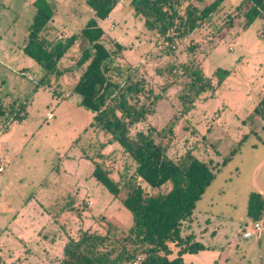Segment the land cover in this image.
<instances>
[{
	"label": "rangeland",
	"instance_id": "374dc122",
	"mask_svg": "<svg viewBox=\"0 0 264 264\" xmlns=\"http://www.w3.org/2000/svg\"><path fill=\"white\" fill-rule=\"evenodd\" d=\"M129 1L119 0L100 24L107 48L115 40L127 47L110 65L121 68L122 80H143L140 100L150 112L131 132L162 130L166 135L158 140L169 157H195L214 171L192 220L181 227L182 235L193 233L207 248L183 255V264H264V231L242 237L253 223L246 214L248 194L264 191V118L254 111L264 95V18L244 27L241 11H235L241 0H225L202 26L163 42L133 15ZM23 2L0 0V264H53L81 230L102 236L113 226L118 236L125 232L132 215L121 202L124 182L138 179L132 157L94 129L93 112L71 93L86 39L77 35L62 55L58 68L67 71L45 77L22 51L32 17ZM50 6L55 14L49 39L77 33L92 15L85 0H50ZM229 14L232 26L225 24ZM188 65L208 77L218 67L230 73L184 113L179 95L190 80ZM16 113L20 119H13ZM94 161L124 186L117 197L92 176Z\"/></svg>",
	"mask_w": 264,
	"mask_h": 264
},
{
	"label": "trees",
	"instance_id": "16d2710c",
	"mask_svg": "<svg viewBox=\"0 0 264 264\" xmlns=\"http://www.w3.org/2000/svg\"><path fill=\"white\" fill-rule=\"evenodd\" d=\"M225 0H130L133 15L143 22L148 31H154L163 42L196 30L209 20ZM119 0H85L92 15L77 33L66 37L47 38L54 10L47 0H33V13L22 51L45 71L60 75L67 69L58 68L62 55L73 46L77 35L86 39L85 47L74 67H82L71 93L81 96L80 105L93 112L91 125L117 141L135 162L133 174L138 181L125 183L127 192L121 198L123 206L132 215V224L119 236L111 231L98 235L81 230L77 238L70 237L62 247V255L53 264H183V255L206 249L194 240L193 233L181 234L184 222L192 220L196 201L214 178L212 165L195 157L171 158L158 140L166 132L131 130L147 120L149 103L140 100L144 94L143 80L121 79V68L111 66L113 56L127 47L115 40L109 49L103 42L101 24ZM197 3L203 4L198 6ZM244 18V27L256 18H264V0H241L236 13ZM234 13V12H233ZM100 21V23H99ZM234 14L227 16L226 25L232 26ZM72 67V69H74ZM230 73L215 68L206 76L198 65L184 68L190 80L179 95L184 113L195 106L198 97L211 94ZM212 78H216L213 84ZM45 82V81H44ZM48 82V80H47ZM264 118V95L254 108ZM2 110L0 113L2 114ZM18 113L13 119H20ZM172 130V126L168 131ZM102 146V145H101ZM110 169L94 161L92 176L117 197L124 186L110 176ZM167 184L165 192L159 189ZM246 214L252 222L264 219V195L259 191L248 194ZM175 252L174 257H170Z\"/></svg>",
	"mask_w": 264,
	"mask_h": 264
},
{
	"label": "built area",
	"instance_id": "2783aa9c",
	"mask_svg": "<svg viewBox=\"0 0 264 264\" xmlns=\"http://www.w3.org/2000/svg\"><path fill=\"white\" fill-rule=\"evenodd\" d=\"M53 115L51 113L47 114V119H51ZM2 167L0 166V171ZM264 231V220H260L257 222H253L249 229H244L242 233L243 238H249L252 235L260 236V234Z\"/></svg>",
	"mask_w": 264,
	"mask_h": 264
},
{
	"label": "crops",
	"instance_id": "0c3cea01",
	"mask_svg": "<svg viewBox=\"0 0 264 264\" xmlns=\"http://www.w3.org/2000/svg\"><path fill=\"white\" fill-rule=\"evenodd\" d=\"M33 1V0H32ZM32 1H29V0H24V6L27 8L28 7V9H29V7H32V5H31V3H32ZM48 1V3L50 4V0H47ZM92 11V10H91ZM33 13V7H32V9H31V14ZM99 23H100V21H99ZM102 25V24H101ZM65 36V35H64ZM61 37H63V36H61ZM259 191L264 195V191H262L261 189H259ZM262 220H264V219H262ZM206 222H210V219H208V218H206V220H205ZM208 225L206 226V229L205 230H207L208 228ZM212 232H214L215 230H211ZM185 255V254H184Z\"/></svg>",
	"mask_w": 264,
	"mask_h": 264
}]
</instances>
